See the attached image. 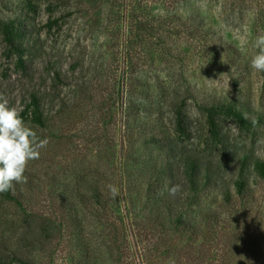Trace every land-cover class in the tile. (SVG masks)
<instances>
[{
	"label": "rangeland",
	"instance_id": "rangeland-1",
	"mask_svg": "<svg viewBox=\"0 0 264 264\" xmlns=\"http://www.w3.org/2000/svg\"><path fill=\"white\" fill-rule=\"evenodd\" d=\"M0 20V98L36 96L49 139L0 193V264H264V0H0Z\"/></svg>",
	"mask_w": 264,
	"mask_h": 264
},
{
	"label": "clouds",
	"instance_id": "clouds-1",
	"mask_svg": "<svg viewBox=\"0 0 264 264\" xmlns=\"http://www.w3.org/2000/svg\"><path fill=\"white\" fill-rule=\"evenodd\" d=\"M252 43L257 51L250 59V67L264 73V35L256 36ZM48 144L49 139L41 137L23 119L20 110L0 98V193L12 189L13 182L26 180L24 173L28 162L39 159L40 150ZM108 188L113 198L119 195L116 186L109 185Z\"/></svg>",
	"mask_w": 264,
	"mask_h": 264
},
{
	"label": "trees",
	"instance_id": "trees-1",
	"mask_svg": "<svg viewBox=\"0 0 264 264\" xmlns=\"http://www.w3.org/2000/svg\"><path fill=\"white\" fill-rule=\"evenodd\" d=\"M0 24L3 26L4 29H6L8 31V23H2V21L0 20ZM13 23L10 22V29L13 31ZM31 109L29 110H25L24 112H21V116L23 117V119H30L31 121H34L35 123L41 125L43 124V120H42V114L40 112V108H39V101L38 98L36 96H32L31 97V104L28 106ZM221 109L222 112H226L227 115L233 116L235 118H240L242 119V114L241 112H239L238 110H236L235 108H233L231 105H222L219 107ZM225 109V110H223ZM213 108H210L208 111L210 112L209 114H207L208 117V123L210 124L211 128H215V117L213 116V114H211ZM263 150H264V144H263ZM255 172L261 176L264 177V161H256L255 162ZM236 184V190L237 193H242L243 188H244V182L242 180H237L235 182ZM3 197L7 200H13L14 196L10 194L9 191L4 192Z\"/></svg>",
	"mask_w": 264,
	"mask_h": 264
}]
</instances>
